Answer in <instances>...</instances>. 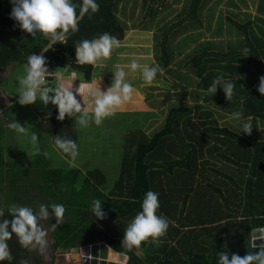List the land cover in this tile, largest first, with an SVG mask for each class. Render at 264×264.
Masks as SVG:
<instances>
[{"label": "trees", "instance_id": "1", "mask_svg": "<svg viewBox=\"0 0 264 264\" xmlns=\"http://www.w3.org/2000/svg\"><path fill=\"white\" fill-rule=\"evenodd\" d=\"M222 1L142 0L136 28L153 32L152 66L161 69L156 78L171 81L178 91L170 95L177 99L156 101L151 92H144L162 120L149 132L139 127L125 135L116 179L109 180L96 166L82 170L51 164L44 138L55 142L59 136L77 144L76 118L57 120L55 106L37 99L32 104L38 116L35 155L10 164V174L0 177V186L12 182L3 192L11 205L0 219H12V206L38 210L40 204H63L61 225L52 230L55 219L43 221L51 229L54 247L104 242L121 253L124 230L141 211L145 194L154 191L159 193L157 214L169 220V227L159 245L148 240L128 252L126 264H217L221 251L241 257L255 252L251 233L264 227V96L257 91L264 76V0L258 1L256 15L247 12L243 18L232 11L224 15L218 9ZM72 2L79 5L82 0ZM96 2L98 12L85 15L77 32L53 44L42 34L33 38L23 32L10 18L13 5L0 0V73L12 63L26 65L31 54H42L51 73L66 66L91 75L94 65H81L75 58L78 43L104 33L123 40L128 25L119 10L125 16L128 3L134 17L136 8L129 0ZM228 4L238 8L234 0ZM76 11L79 14V7ZM217 78L236 82L230 101L219 86L214 96L207 91ZM238 110L245 120L252 118L250 135H239L238 122L230 119ZM34 194L40 200L35 201ZM97 199L106 213L102 220L91 211ZM9 246L13 264L25 259L42 264L16 238Z\"/></svg>", "mask_w": 264, "mask_h": 264}, {"label": "clouds", "instance_id": "2", "mask_svg": "<svg viewBox=\"0 0 264 264\" xmlns=\"http://www.w3.org/2000/svg\"><path fill=\"white\" fill-rule=\"evenodd\" d=\"M13 5L10 18L16 22L19 28L31 35L33 38L37 34H42L50 39L53 44L56 41H66L70 33L79 30L78 21L85 15L91 17L99 11V4L96 0H82L77 5L72 0H9ZM79 7V14H77ZM52 44V45H53ZM50 46V48L52 47ZM120 46V41L108 33L100 35L92 40L84 39L75 48V58L81 65H93L101 58H110L112 50ZM45 49L43 52L47 51ZM42 52V53H43ZM132 71L140 69L145 85H151L156 78L159 69L158 65L144 66L133 60L130 64ZM49 74L46 58L41 55L31 54L25 65V75L19 80L18 101L20 105L35 104L39 99L44 106L54 105L57 110L56 119L63 121L67 118H77L81 126H87L90 122L84 105L81 104L77 96L84 93L78 87L75 91L71 86L60 85L56 88H49L46 79ZM75 80L73 74L72 81ZM111 86L105 91L98 87L89 89L87 95L93 98L94 107L92 109V121L99 126L105 118L115 115L118 108L124 106L131 100L133 94L132 85L126 80L124 68L118 69L113 77ZM236 82L217 78L207 89L213 96L217 88L223 91L224 97L230 101L234 94ZM257 91L264 96V76L259 78ZM230 119L238 122L240 134L250 135L253 130L252 118H243L242 110L234 111ZM7 126L17 132L23 133L25 128L16 121L7 123ZM38 137L35 133L31 135V141L35 145ZM55 144L73 160L78 155V146L74 140L68 138H55ZM159 193L148 191L141 204V211L136 214L132 221L124 230L122 247L124 251L117 254L112 253V259L118 260V264H126L129 257L128 252L140 248L142 242L151 240L152 243L159 245L160 237H163L169 227V220L158 215L160 207ZM63 204L53 203L51 205L40 204L38 210L27 206H12L8 213L12 219H0V264L7 261L13 264L9 241L15 235L17 242L26 249L43 251L48 243V229L42 221H48L50 217L55 219V224H51V229L55 230L61 225L65 216ZM91 211L98 220L106 217L102 209V201L97 199L92 201ZM5 216V212L0 209V218ZM256 233H259L257 235ZM252 248L256 251L247 252L244 256L236 253L229 255L227 251L216 254L217 264H264V229L257 230L252 234ZM256 241H259L257 244ZM21 264H29L27 259L22 260Z\"/></svg>", "mask_w": 264, "mask_h": 264}, {"label": "rangeland", "instance_id": "3", "mask_svg": "<svg viewBox=\"0 0 264 264\" xmlns=\"http://www.w3.org/2000/svg\"><path fill=\"white\" fill-rule=\"evenodd\" d=\"M132 1L133 0H129V3L136 5L134 17L130 16L131 9L128 3H126V6L124 7L125 12H127L125 16L122 14L121 9L119 10V14L123 20H126L128 25V30L125 32L123 40L120 41V46L112 50L110 58H101L95 64H93L95 69L91 76L75 72L76 75H78L77 77L81 78H75V80L72 81V84L74 82L76 83H74V85H76V89L78 87L83 89L87 84L79 83L78 80L90 81L94 76L98 78V75L101 74L104 77L99 79V81L104 84L102 86L95 85L93 89L98 87L100 90L105 91L111 86V83L114 82L113 77L115 72L120 68H124L126 72V80L132 85L133 88L132 98L124 106L118 108L115 112V115L105 118L103 122L97 126L91 119L94 103L92 101L90 102L88 99H83L84 101L82 100L81 102V97L78 95L77 98L80 100L81 104L88 108L85 110L88 113L90 122L87 126H81L79 124L78 117L76 118L78 155L75 160L63 153L62 150L57 147L55 142L51 141L47 137L44 138V142L46 144V156L51 160V164L55 167L81 168L82 170H86L89 169V167L96 166L104 171L109 180L116 179L121 167L125 135L129 131L135 130L139 127H148L149 132L162 120V116L160 115L162 113L158 110H153V108L149 106L144 92H151L152 96L154 97L153 99L156 101H172L177 99L175 97H171L170 93H177L178 90L173 87L174 84L171 81L169 82L168 80H165V77L155 78L151 85H145L140 69L132 71L130 68V64L133 60H136L140 64L141 68L156 64L152 38L153 32L144 28H136L138 27L136 26V14L138 13L139 8L142 7V0H134L136 3ZM228 1L229 0L222 1L218 8L219 10H223L224 15H229V13L232 11L236 14H240L241 18H243L247 12L251 13L252 16L258 13L257 6L259 0H234L238 7L237 9L232 5L230 6ZM218 15L219 11L217 12L216 17H218ZM49 73L51 74L49 88H56L58 87V84L61 85L63 83L64 85L65 83H69L67 79L64 80L67 82H63L65 77L62 78V74H55V72ZM24 75L25 65H20V67L15 71L13 77L9 80H6V84L4 85L12 89V91L18 95L19 80ZM99 85H101V83H99ZM166 92L169 94L164 96L163 94ZM17 104L20 105L19 103ZM20 106H27V110H24L21 115L20 113L17 114L20 116L17 122L25 128L23 133L17 132L16 135V146L19 149L18 156H24V158L32 159L35 155L36 144L34 145L32 143L31 135L32 133H35L36 135L38 134V116H36V113L32 109H28L29 105ZM152 111L158 113V116H154L155 113H152ZM34 197L36 198L35 201L40 200L37 195ZM10 205L11 204L5 199V195L1 191L0 209L5 211V209H7L5 207H9ZM9 218L10 217L7 219ZM42 224L46 229H50L46 224L43 223V221ZM88 249L90 252L88 255L90 256L92 246ZM109 250V248H101L100 246L97 250L99 254L98 256H102L104 253L107 254L106 258L108 260L118 261L111 258L112 254L109 253ZM77 263H79V260L75 257L74 253L58 255L54 260V264Z\"/></svg>", "mask_w": 264, "mask_h": 264}, {"label": "crops", "instance_id": "4", "mask_svg": "<svg viewBox=\"0 0 264 264\" xmlns=\"http://www.w3.org/2000/svg\"><path fill=\"white\" fill-rule=\"evenodd\" d=\"M21 64H16V63H12L10 64L6 70L1 74L5 73L7 71V69L10 67L11 71L9 72L8 76L5 77L4 79H2L0 81V149H1V154H0V177H5L8 176L9 174L6 172L7 170L10 169V164L13 163H17V162H22V161H28L30 158H24V156H18V151L19 149L16 146V135H17V131L9 128L7 126V123L11 122V121H16L19 119V114L21 115L22 112H24V110H27V106L26 107H22L20 105L17 104L18 101V95H16V93H14L12 91V89L6 87V80H9L10 78L13 77L15 71L20 67ZM55 74H62V78L63 82H67L64 81L65 79L68 80L69 83H65L64 86H71L72 83V77L73 74H75V78H81V77H77L78 75H76V73L72 70H70L68 67L63 66V67H59ZM91 76V75H90ZM94 76V75H93ZM104 76H102L101 74L98 75V78L96 76H94L92 78V80H81L78 82L79 83H83V84H87L85 85V87L82 89V92L84 93V95L80 96V100L82 102V100H90V102H93V98L88 96L87 93L89 91V89H93V87H95V85L97 86H102L104 83L100 82L99 79L103 78ZM89 79V78H88ZM75 83V82H74ZM73 85V90H76V85ZM99 83H101V85H99ZM76 84V83H75ZM63 85V83H62ZM58 86H60L58 84ZM87 86V88H86ZM102 91V90H101ZM83 100V101H84ZM28 109H32V104H30L28 106ZM85 109H88L86 106L84 107ZM91 110V109H89ZM37 116V114H36ZM14 139V140H13ZM15 144H14V143ZM11 183L10 181H8L7 183L4 182L2 183V186H0V192H5L7 190V188L11 189ZM6 199V196H5ZM13 198L12 196L9 197V200L11 201ZM7 200V199H6ZM51 230V229H50ZM68 252L62 253V254H67ZM61 255V254H60Z\"/></svg>", "mask_w": 264, "mask_h": 264}, {"label": "water", "instance_id": "5", "mask_svg": "<svg viewBox=\"0 0 264 264\" xmlns=\"http://www.w3.org/2000/svg\"><path fill=\"white\" fill-rule=\"evenodd\" d=\"M10 71H11V69L9 67L5 73L1 74L0 75V81L2 79H4L5 77H7ZM260 229H264V227L254 229L251 234H253V232H255L257 230H260ZM256 234L259 235V233H256ZM252 239H253V236H252ZM256 243L258 244L259 241H256ZM91 246H92V250H91V254L89 256L88 254L90 252H89L88 248H90ZM100 246H101V248H109L110 251L116 252L113 249H111L104 242H95V243H92V244L83 245L81 247L63 249L61 251V254L65 253V252H68V253H71V254L74 253L75 257L78 258V260H79V263H77V264H118V261L100 260L101 256H98L99 254L97 252V250H98V248ZM59 252H60V250H59ZM117 254H119V253H117Z\"/></svg>", "mask_w": 264, "mask_h": 264}, {"label": "flooded vegetation", "instance_id": "6", "mask_svg": "<svg viewBox=\"0 0 264 264\" xmlns=\"http://www.w3.org/2000/svg\"><path fill=\"white\" fill-rule=\"evenodd\" d=\"M50 229L48 230V236H47V240H48V243H47V246L46 248L43 250V251H36V250H33V257L35 258H38L42 264H54V260L55 258L61 254V251L64 249V248H56L53 246V243H54V239L51 237L50 235ZM15 235L13 236V240L15 239ZM68 249V248H67ZM60 250V252H59Z\"/></svg>", "mask_w": 264, "mask_h": 264}, {"label": "bare ground", "instance_id": "7", "mask_svg": "<svg viewBox=\"0 0 264 264\" xmlns=\"http://www.w3.org/2000/svg\"><path fill=\"white\" fill-rule=\"evenodd\" d=\"M109 253L112 254L113 252L109 250ZM106 255H107V254H104V253H103V255L100 257V260H108V259L106 258ZM109 261H112V260H109Z\"/></svg>", "mask_w": 264, "mask_h": 264}, {"label": "built area", "instance_id": "8", "mask_svg": "<svg viewBox=\"0 0 264 264\" xmlns=\"http://www.w3.org/2000/svg\"><path fill=\"white\" fill-rule=\"evenodd\" d=\"M51 77V74L49 73L48 76H47V79H46V85L47 87L50 86L49 82H51V80L49 79Z\"/></svg>", "mask_w": 264, "mask_h": 264}]
</instances>
